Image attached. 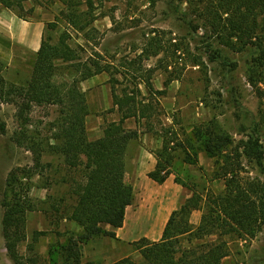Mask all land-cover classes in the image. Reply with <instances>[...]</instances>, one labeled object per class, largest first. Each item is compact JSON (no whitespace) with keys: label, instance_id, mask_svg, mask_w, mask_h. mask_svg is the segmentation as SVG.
Instances as JSON below:
<instances>
[{"label":"trees","instance_id":"obj_1","mask_svg":"<svg viewBox=\"0 0 264 264\" xmlns=\"http://www.w3.org/2000/svg\"><path fill=\"white\" fill-rule=\"evenodd\" d=\"M24 1L27 0H0V5L22 19L14 11L21 10ZM178 1L180 5L176 6L177 11L191 33L196 34L199 27L206 30L207 35L201 38L208 41L209 49L213 48L214 41L218 46L235 52L252 45L257 50L258 62L264 66V0ZM182 4L186 5L187 12L181 13ZM192 15L200 25H193ZM53 26L49 24L48 27ZM84 29L85 26L77 28L79 31ZM67 41L65 34L55 44L41 40L26 85L8 83L0 76V106L14 107L19 127L29 123L28 116L35 107L56 108V117L45 127L50 135L44 137L43 149L62 159L67 174L76 175L70 179L74 205L70 207L67 219L81 229L76 239L68 238L66 244L60 247L58 254L62 264H93L82 262L80 245L99 236L115 239V234L104 230V226H123L125 210L134 199L133 187L125 179L126 151L129 142L143 133H153L162 142L161 148L154 153L155 169L147 175L150 180L163 184L172 174L176 160L198 166V155L204 153L214 163L211 181H222L224 188L220 192L204 188L205 194H202L195 185L183 183L175 177V182L192 195L172 212L160 241L151 242L142 238L132 244L142 256L141 264H223L228 256L225 237L240 240L255 238L264 227V183L241 174L244 172V160L259 168L263 164L264 147L256 135L257 131H253L246 141L235 142L218 127L214 119L194 125L190 131L181 134L174 128V123L165 126L160 119L165 114L159 101L166 95V88L172 79L163 83L162 90H156L152 83L153 71L134 68L137 58L149 60L161 53L163 45L155 37H151L141 54L128 63L137 74L130 82L132 88L114 79L116 75L110 70V65L91 69L87 64L80 63ZM215 58L213 55L209 60ZM57 62L70 64L79 74L78 80L56 82ZM102 73L109 76L112 110H116L119 119L107 123L102 137L90 142L86 133V118L89 115L87 100L77 83ZM116 86L120 89L117 90ZM127 120H133L136 128L127 129ZM0 129L2 133L5 132L4 125H0ZM37 139L43 138L37 135ZM12 141L21 142L14 137ZM31 144L34 167L14 169L6 181L10 204L4 205L6 212L3 223L7 232L12 227H19L26 213L33 211L21 179L31 178L44 168L41 164L44 151L39 149L42 144ZM48 167L50 164H47ZM194 211L202 213L196 228L190 224ZM210 236H216V239L182 247L181 240L184 238L190 244L193 240L200 241ZM6 249L17 263L15 245H6ZM114 264L135 263L125 258Z\"/></svg>","mask_w":264,"mask_h":264},{"label":"rangeland","instance_id":"obj_2","mask_svg":"<svg viewBox=\"0 0 264 264\" xmlns=\"http://www.w3.org/2000/svg\"><path fill=\"white\" fill-rule=\"evenodd\" d=\"M178 5V0H27L22 3L21 10L14 12L20 14L21 21L39 23L43 28L42 39L51 44L57 43L65 34L80 63L91 69L110 65L116 75L114 79L130 88V82L137 74L128 63L141 54L151 37L157 38L163 45L161 53L149 60L137 58L134 68L152 70V83L156 89L163 88V83L172 79L167 86L168 94L161 100L165 114L160 117L163 124L168 127L174 123V128L181 134L190 131L194 125L214 119L235 142L246 141L253 131H257L264 147V66L257 60L256 48L248 45L235 52L212 40L214 46L209 49L208 41L201 38L207 35L206 30L199 27L196 34H192L177 11ZM185 11L186 5L182 4L181 13ZM190 18L194 26L200 25L194 15ZM49 24H53V28H49ZM82 26H85L83 31L77 30ZM37 51L38 45L27 48L0 35V76L8 83L26 85ZM213 55L215 60H209ZM57 66L56 82L78 80L79 74L70 64L57 62ZM89 83L84 86L83 82H78L77 86L85 97L88 94L93 108L95 100L92 99L96 96L93 93L97 87ZM110 86L107 84L108 90ZM99 94L103 97V91ZM111 107L108 105L101 112L90 113L87 126L91 133L98 126L103 129L108 122L118 120V114ZM15 113L13 106H0V125L5 129L4 133L0 129V264H62L58 254L60 247L68 238L76 239L78 233L67 219L70 207L74 205L70 193V179L74 175L67 174L60 157L43 149L44 137L50 135L45 127L56 117V108L35 107L28 116L29 123L22 128ZM97 119H100V125ZM126 126L133 130V120ZM37 135L43 139L38 140ZM13 137L19 138L20 144L13 142ZM31 143L42 144L39 149L44 151L41 156L44 168L31 178L21 179L33 211L26 213L19 227H12L7 232L3 223L4 205L10 204L6 181L14 169L34 167ZM161 146L162 142L153 145L152 151H158ZM199 165V168L185 165L180 160L174 173L183 183L195 185L199 193L205 194L204 188L222 191V181H211L213 160L202 159ZM243 167L242 176L264 183V161L259 168L244 160ZM134 177L131 173L128 175L130 184ZM214 239L212 236L193 241L201 244ZM224 239L228 243V256L223 264H264V227L253 239ZM13 244L17 263L6 249V245Z\"/></svg>","mask_w":264,"mask_h":264},{"label":"crops","instance_id":"obj_3","mask_svg":"<svg viewBox=\"0 0 264 264\" xmlns=\"http://www.w3.org/2000/svg\"><path fill=\"white\" fill-rule=\"evenodd\" d=\"M42 32L43 28L39 23L33 24L21 21L12 12L0 7V35L18 44H22L27 48H34L38 45L39 49L42 40ZM108 81L109 76L105 73L83 81L84 86L91 82L92 85L97 87L93 93L96 95L95 99H92V101L95 100L96 102L93 101L95 104L93 108L91 107L88 94L86 95L89 115L92 112H101L107 109L108 105L112 106L111 109H113L111 103V86L109 89L110 93L107 88V84H109ZM162 89L163 88H157L156 90ZM166 90L168 94V88ZM100 91H103V97L99 94ZM161 100L159 101L160 106L162 103ZM89 115L86 118V133L88 141L91 142L102 137L103 129L98 126L95 132L91 133L87 126ZM97 121L100 125V119H97ZM129 121L130 120H127L125 122V127L127 129H132V127L126 126V123ZM135 128L136 124L134 122V129ZM159 143L161 144L160 138L153 133L140 134L138 139L129 142L125 156V179L127 183H129L127 180L128 175L131 173L135 176L133 184L129 183L133 187V202L125 210V219L121 228H113L109 225L104 226V230L115 234V239L99 236L81 245L80 252L83 263L114 264L122 259L130 258L135 264H141L143 262L142 256L138 251L134 250L132 244L142 238L151 242L160 241L172 212L176 211L186 199L191 197L192 194L190 191L175 182V177L178 176L174 173V170L176 169V163L181 159L176 160L174 168L172 169V174L163 184H157L148 178L147 175L152 172L156 166L155 152L152 151V148L153 145L156 146ZM202 159L209 158L204 153H199V163ZM199 166L200 165L197 167L199 168ZM200 220L201 212H192L190 224L193 228L199 225ZM70 223L75 226L76 233L81 231L75 223ZM214 237L216 238V236ZM182 241L183 248L195 244L194 241L189 244L185 238L182 239Z\"/></svg>","mask_w":264,"mask_h":264}]
</instances>
